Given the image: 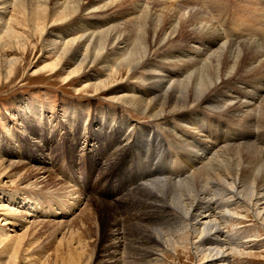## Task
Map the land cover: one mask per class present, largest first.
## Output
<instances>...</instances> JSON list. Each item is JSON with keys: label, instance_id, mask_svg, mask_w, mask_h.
Here are the masks:
<instances>
[{"label": "bare ground", "instance_id": "6f19581e", "mask_svg": "<svg viewBox=\"0 0 264 264\" xmlns=\"http://www.w3.org/2000/svg\"><path fill=\"white\" fill-rule=\"evenodd\" d=\"M10 1L0 0V82L26 64L31 45L43 46L44 50L48 45L45 51L54 55L55 61L45 70L51 74L68 64L72 67L67 70L68 81L88 73L84 85L88 92L103 94L138 119L153 122L154 127L142 126V138L136 139L143 144L140 151L165 152L164 173L159 175L157 168L146 173L137 169L126 175L125 167L120 169L121 190L143 184L137 185L134 197L125 198L119 205L107 204L104 264H123L128 258L127 264H137L134 262L139 259L143 264H157L163 249L176 251V247H185L187 240L196 246L197 258L210 259L211 264H233L234 255H249L240 249L245 244L230 248L224 235L235 220L249 219V215L264 226V43L252 39L223 41L229 37L219 31V24L218 30L200 3L188 4L192 1L183 5L187 8L151 0H114L99 7H87L86 0ZM10 5L23 22L18 15L5 20ZM114 6L129 7L134 17L114 27H105L102 17L90 23L74 21L79 13L92 15ZM224 7L223 3L215 11L221 13ZM68 21L75 25L71 31L74 36L68 40L50 32ZM242 25L235 23L237 28ZM16 27L53 39L34 45L25 41L28 37ZM184 35L187 41L179 43L178 37ZM15 51L22 57L8 58ZM95 66H100L104 78L97 80ZM135 75L144 92L129 88L128 82ZM247 81L254 91L246 87ZM123 118L117 119L119 128L106 121L109 123L102 137L109 138L111 146L120 145L125 136V142L129 141L133 125ZM159 122L166 136L158 132ZM4 165L1 160L0 166ZM19 167L24 176L54 179L47 169L24 172L26 167ZM19 196L16 202L28 204L31 214L35 204L29 199L21 201ZM96 203L105 207L103 202ZM90 205L88 202L82 216L91 214ZM1 207L11 220L2 231L6 240L12 241L21 219L26 221L25 215H19L18 208L11 205ZM121 219L126 220L125 225ZM147 244L153 246L147 249ZM123 250H139L141 254H135L134 260Z\"/></svg>", "mask_w": 264, "mask_h": 264}, {"label": "rangeland", "instance_id": "374dc122", "mask_svg": "<svg viewBox=\"0 0 264 264\" xmlns=\"http://www.w3.org/2000/svg\"><path fill=\"white\" fill-rule=\"evenodd\" d=\"M86 1L87 7L95 4L99 7L114 0ZM151 1L170 4L176 8H187L183 5L190 1L192 2L188 4L200 3L215 26L219 24L220 30L218 27L217 29L229 37L223 41L252 39L251 41L264 43V0ZM222 2L225 4L224 13L216 12ZM111 8L109 11L92 15L88 12L79 13L74 21L90 23L102 17L105 27L108 25L114 27L126 24L134 17L129 7ZM15 12V7L10 5L5 20L18 15V20L21 21L22 18ZM72 21L54 26L50 32L68 40L74 36H71L72 27L75 26L72 25ZM237 22H243V25L237 28L235 26ZM15 29L28 37L25 41H31L34 45H37L38 41L53 39L49 36L41 38L39 32H31L22 27ZM178 41L179 43L187 41L186 35L178 37ZM45 50H49L48 45ZM45 50L43 46L34 48L31 45L27 52L28 62L20 65L14 76L0 82V158H3L0 161L6 163L0 166V208L10 205L18 208V214H24L26 220L23 222L21 219L20 227L18 226L16 233L12 234L14 240H6V233L2 229L9 227L7 223H11V220L0 209V264H104L103 247L107 243L109 220L107 204L119 205L123 200L134 197L138 190L137 185L143 184V182L135 186L131 184L121 190L120 169L125 167L126 175V172L130 173L137 169L140 171L144 169L146 173L157 168L156 174L159 175L164 173L165 152L159 149L148 154L141 152L140 147L142 148L143 144L139 142L141 140L136 139L142 138V126L154 127L153 122L138 119L117 103L108 101L106 99L108 97L103 94L88 92L89 90L84 88L88 82V73L68 81L67 70L72 67L64 64L61 70L50 74L45 68L55 59L54 55H48ZM12 57L21 58L22 54L15 51L14 56L8 55V58ZM94 71L97 80L105 77L100 66H95ZM141 76L143 75L139 78ZM133 77L134 80L128 82L129 88L144 92L146 89L137 82L140 80L137 79L138 75ZM247 84L246 87L254 91L251 88V81H247ZM122 118L129 120L133 125L128 133L130 142H125L127 137L125 136L120 140L122 141L120 145L117 143L114 147L110 145L111 140L103 138L102 134L105 132V124L109 122L119 128L117 122ZM158 127V132L166 136L162 122L158 123ZM110 134L117 136L112 132ZM20 164L26 167L24 172L31 169L35 171L38 168L47 169L54 179L46 180L43 175L24 176ZM134 177H137L136 173ZM17 196L21 201L29 199L35 204L31 214L28 211V204L16 202ZM96 201L103 202L105 207H100ZM88 202H91L92 212L88 216H82L83 211L89 208ZM233 207L235 205L230 208ZM57 210L60 212L57 213ZM235 211L241 212L240 209ZM240 220H235L224 236L226 239L229 238L230 248L242 243L246 248L240 249L250 254L240 257L234 255L232 263L264 264V226L253 215H249V219ZM125 221L120 220L122 225L126 224ZM196 240L197 238L194 239ZM192 243L193 241L187 240L185 247L178 249L176 247V251L163 249L160 253L161 261L157 264H211L210 259L197 258L196 246ZM145 246L149 249L153 245ZM124 252L130 259L141 254L139 250ZM122 254L124 255L120 251V255ZM119 257L121 259V256ZM128 259H123V264H127ZM143 261L139 259L134 263L143 264Z\"/></svg>", "mask_w": 264, "mask_h": 264}]
</instances>
